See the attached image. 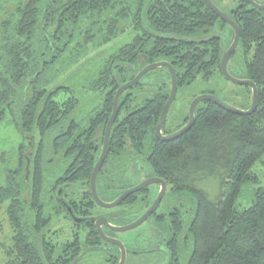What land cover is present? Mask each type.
Instances as JSON below:
<instances>
[{
	"label": "trees",
	"instance_id": "obj_1",
	"mask_svg": "<svg viewBox=\"0 0 264 264\" xmlns=\"http://www.w3.org/2000/svg\"><path fill=\"white\" fill-rule=\"evenodd\" d=\"M212 16L204 0H0V119L12 114L19 132L29 139L28 146H19V167L7 173L6 185H0V207L10 202L7 211L14 230L6 264H55L56 251L47 241L55 235L46 232L53 217L45 216L44 202L58 185V176L52 174L76 170L70 180L81 182L84 154V173L90 176L96 155L88 142L104 131L120 86L146 65L162 60L175 67L178 90L199 75L210 79L216 71L223 73L222 44L212 35ZM243 19L241 77L258 87L253 113L236 114L203 101L187 132L159 142L155 131L172 86L171 74L163 67L169 84L143 105L134 107L130 93L141 81L122 94L110 137L109 156L116 158L129 147L146 152L157 175L191 196L194 215L187 233L193 250L188 264H264V187L256 191L253 205L236 209L242 186L254 180L253 166L264 157V20L254 12ZM131 26L137 31L133 39L105 60L96 78L91 77L90 90L104 93V102L81 127L72 117L78 103H60L43 82L66 53L71 58L64 61L73 64L80 53L108 44ZM74 45L77 49L71 50ZM29 84L31 96L24 97ZM241 87L252 101V89ZM57 127L48 148L47 135ZM89 132L91 138L81 148V136ZM25 149L31 150L29 155ZM20 174L22 183L17 180ZM210 179L219 182L216 198L202 186ZM25 185L30 192L23 197ZM63 257L59 264L72 260Z\"/></svg>",
	"mask_w": 264,
	"mask_h": 264
},
{
	"label": "rangeland",
	"instance_id": "obj_2",
	"mask_svg": "<svg viewBox=\"0 0 264 264\" xmlns=\"http://www.w3.org/2000/svg\"><path fill=\"white\" fill-rule=\"evenodd\" d=\"M136 33L137 31L133 26H131L108 44L100 47H93L88 51H84L82 54L80 53L79 57L73 64H66L65 61H68L71 58V53H66L48 73L47 80L43 82L42 86L50 91L49 93H53V98L60 103L66 102L69 99L78 103L72 117L80 124L81 127H86L88 125L89 119L96 113L104 102V93L90 90L91 77L94 76L96 78L100 69L104 65L103 63L105 60L110 55L117 52L121 47L129 43ZM228 40H231V37H229L227 41ZM225 42L226 41H224V43ZM76 49L77 46L74 45L71 50ZM243 64L244 60L242 49L238 46L229 62L230 72L233 75L243 76ZM164 83L169 84L168 74L164 68L155 69L150 74L145 75L141 80V84L132 88L130 91L133 99L132 105L134 107L143 105L147 99L153 98L157 93L164 90ZM31 90L32 86L29 84L28 89H24L22 91L24 97H26L28 93L31 96ZM208 93L224 100L227 99V102L234 106L239 107L243 103H249V106L251 105V98L248 100V98L243 96V87L240 88V85L230 82L220 71H216L210 79H205L202 75H199L194 82L187 86H183L178 90L177 96L168 113L165 129L175 130L184 125L188 121L191 101L196 96ZM13 118V115L9 114L7 119H0V185L2 186L6 185L7 173L9 171L16 170V168L19 167V146L24 144L28 146L29 141V139H25L19 132ZM59 130L60 128L57 127L47 135L46 145L48 148L50 147L52 137L57 134ZM34 138L37 142V140L40 139L39 134L35 133ZM25 150V155H29L31 150ZM108 169L110 170V176L113 178L110 185H113L116 189H118V187L129 186L137 182L135 176L131 174L133 172V164L131 154L128 150L123 151L119 156H117L116 160L108 167ZM252 172L255 176L253 178L254 180L249 181L242 186L241 192L237 198L236 209L239 211L253 205L256 191L260 187H264V157L256 162L253 166ZM61 174L62 171L52 174V177H56ZM23 177L24 174L17 176L19 183L23 182ZM79 183L81 184V182ZM202 186L207 190V193H209L212 198H216L219 195L220 187L217 180L210 179ZM73 188H75L72 191L73 197L78 198L79 192L78 189H76L77 186L73 185ZM171 189L176 190L173 187H171ZM22 190L23 197L28 196L30 191H28V187L26 185L24 186V189L22 187ZM75 190H77L76 193L74 192ZM52 193L54 194V191ZM180 193L182 194V197L176 202L175 198H172L170 195L169 197H166L164 201L165 204L168 202V205L170 203H175L179 209H181L183 225L189 226L194 215L193 202L188 195H185V192L181 191ZM44 202H46V206H48L46 207L48 211H46L47 215L45 216L47 218L49 216L53 217L46 225V232H49V235L54 234L56 237H63L65 232H62L61 229H58L57 231L55 229L60 227L64 228L67 225L69 226V222L66 221L64 208L57 202L56 198L54 201H51L47 197ZM9 203V201L5 202L0 207V264H6L11 259L6 253V250L12 246L14 233L7 211ZM119 207L120 206H116V209ZM126 215L130 216V213ZM148 224L149 222L143 224L139 228H134L126 232V234L120 235L123 238L126 237L129 249L142 245L134 243L133 238H137L139 234L146 236L142 232L146 229ZM48 238L51 237L48 236ZM51 240L56 241L57 239L51 238ZM67 241L68 240L58 238V243L54 245V251L56 252L54 253L53 261L55 264H59L58 259L63 257L65 251L64 249L62 251L61 245ZM189 243L190 246L188 247ZM185 245H187L185 246L187 249L181 259L182 264L188 263L193 250V245L189 242V235L187 244L185 243ZM138 255L142 256L143 254L140 253L137 254V256ZM135 256L136 255L129 252V258L126 264H152L150 260L136 261L137 256ZM94 257L96 259L95 264H110L106 261L107 255L105 253H97ZM77 264H81V259L77 262Z\"/></svg>",
	"mask_w": 264,
	"mask_h": 264
},
{
	"label": "flooded vegetation",
	"instance_id": "obj_3",
	"mask_svg": "<svg viewBox=\"0 0 264 264\" xmlns=\"http://www.w3.org/2000/svg\"><path fill=\"white\" fill-rule=\"evenodd\" d=\"M204 1L206 6L213 13L212 19L214 21L212 24V35L220 39L223 55L234 41L236 33L235 27L239 29L241 34L240 28L242 26L245 13L254 12L262 20H264V9H259L251 2L253 1L256 5L264 6V0H212V2L226 18L217 14L207 1ZM229 37H231V40L227 41ZM224 41L226 42L224 43ZM238 46L239 43L237 47ZM235 51L229 58L228 67L230 59L234 55ZM234 76L239 78L241 77L236 75ZM184 125L175 130H167L165 129L164 123L163 134L170 135L181 129ZM105 131L106 127L102 133L94 135V139H90L88 142L90 152L94 150V154L96 155L94 167L103 151ZM155 135L159 142H166L157 136V131H155ZM87 137L91 138V132H89V135L87 136H81V148L85 146V139ZM151 143L154 145L156 142ZM127 150L131 154L133 164V172L131 174L135 176L137 181L136 183L125 187H118V189H116L113 185H110L113 178L110 176L111 174L108 167L112 165L117 157L113 158L109 156V147L105 160L96 177L97 193L100 199L107 203L117 200L120 196L137 186H143L142 189L124 197L120 204L116 205L120 206L117 209L116 206H102L95 199L91 186V177L94 167L90 176L86 178L84 173V154H81V184L76 179L70 180V178L74 177L76 170H73V172L71 174L69 173V175L62 173L56 178V180H58V185L54 189V194L52 192L48 194V198L51 201H54L56 198L57 202L64 208L66 221L69 222V226H66L67 229L66 227L55 229L56 231L61 229L62 232H65L63 237L49 236L57 240L52 241L51 238H48L47 240L51 243L49 244V249L53 251L55 249L54 245L58 243V238L68 240L66 243L61 245L62 251L63 249L66 251L64 253L65 256L63 257V260L67 261V259L72 258L71 262L68 264H77L80 259L81 264H95L96 259L94 256L97 253H105L107 255L106 261L110 264H119L121 261L122 250L117 244V241H120L125 248V264L128 261L129 252L136 256L140 253L143 254L142 256H135L137 258L136 261L150 260L152 264H182L181 259L187 249L185 248V246H187L185 243L187 244L188 240V226L183 225L181 209H179L175 203H170L168 205V202L165 204L164 201L165 198L170 195L172 198H175L176 202L182 197V194L180 193L181 191L172 190V186L168 183V181L154 172L148 156L145 153L139 152L130 147L125 151ZM162 181L165 182V187ZM73 185L77 186L76 189H78L79 192L78 198L73 197L72 191L75 189L73 188ZM163 187L165 192L155 211L152 212L140 225L135 227L139 228L143 224L149 222L146 229L142 232L146 236L139 234L137 238H133L134 243L142 245L129 249L126 237L123 238L120 235L126 234V232L132 229L126 231H119L118 229L131 225L141 219L143 215L155 204L163 190ZM74 192L76 193L77 190ZM185 195H188L191 199L189 194ZM68 207H71L77 219L81 220V223H77L75 220L76 218L74 219L71 216ZM128 213H130V216L126 215ZM100 229L102 234L100 233ZM189 246L190 243L188 244V247Z\"/></svg>",
	"mask_w": 264,
	"mask_h": 264
},
{
	"label": "water",
	"instance_id": "obj_4",
	"mask_svg": "<svg viewBox=\"0 0 264 264\" xmlns=\"http://www.w3.org/2000/svg\"><path fill=\"white\" fill-rule=\"evenodd\" d=\"M206 1L217 14H219L223 18H226L225 15L212 2V0H206ZM251 2L256 7H258L259 9H264V6L256 5L253 1H251ZM235 28H236V33H235L234 41L231 44L230 48L225 52V54L222 57L221 69H222L224 76L230 82H232L236 85H248L252 89V101H251L250 107L247 109H243V108L234 106V105L228 103L227 101H225L224 99L217 97L213 94H209V93L208 94H201L199 96H196L190 103L188 122L178 131H176L170 135H164L163 134V126H164V123L167 119L169 110H170V108H171V106H172V104H173V102L177 96V93H178V86H179L178 75H177L175 67L168 61L162 60V61H157V62H153V63L146 65L144 68H142V70L132 80H130V81L126 82L125 84H123L122 86H120L115 93L112 114H111V116L107 122V126H106L103 151H102L101 157L99 158L98 162L96 163V165L94 167V170L92 172V177H91V186L93 189V195H94V197L98 203H100L102 206L114 207V206L120 204V202L122 201V199L124 197L142 189V187H143V186H137V187L129 190L128 192H126L122 196H120L117 200H115L111 203H107V202H104L103 200H101L98 193H97L96 177H97V174H98V172H99V170H100V168H101V166L105 160V157H106V154L108 151L112 127H113V125L117 119L118 113H119V104H120L121 96L125 91H127L128 89L137 85L148 72L153 71V70L158 69V68L165 67L169 70V72L171 74L172 86H171L170 95H169V98H168L164 108H163V111L161 113V116L159 118V121H158V124L156 127L157 136L163 141H170V140L176 139L177 137L183 135L185 132H187L192 127V125L196 121V108L200 102L211 101V102H214V103L224 107L225 109H227L231 112H234L236 114H241V115H248V114L253 113L256 110V108L258 106V87H257V85L250 79L235 77L230 72L229 67H228L229 58L232 55V53L235 51V49L239 43V38H240V31L237 27H235ZM162 182H163V185L165 187V182L164 181H162ZM164 187H163L162 192L159 195V198L155 202V204L143 215V217L141 219H139L137 222H135L131 225L121 227L118 230L119 231H126V230L133 229V228L137 227L138 225H140L152 212H154L155 209L157 208V205L159 204L164 192H165ZM68 208H69L68 210H69L71 216L74 219L76 218L75 219L76 222L81 223V220L77 219V217L74 214V212L72 211L71 207H68ZM100 233L102 234L101 229H100ZM117 244L120 246V248L122 250L121 261L119 264H125V261H126L125 248L120 241H117Z\"/></svg>",
	"mask_w": 264,
	"mask_h": 264
}]
</instances>
